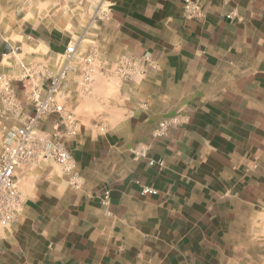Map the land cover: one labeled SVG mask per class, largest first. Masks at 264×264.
<instances>
[{
  "label": "crops",
  "instance_id": "obj_1",
  "mask_svg": "<svg viewBox=\"0 0 264 264\" xmlns=\"http://www.w3.org/2000/svg\"><path fill=\"white\" fill-rule=\"evenodd\" d=\"M183 1L101 0L77 53H93L103 78L123 57L142 60V72L81 116L65 142L70 174L28 182L34 162L16 170L21 208L0 227V264H264V0H192L193 18ZM71 40L33 49L54 59ZM12 64L0 67L13 78L10 105L0 89V151L3 129L33 112L32 82ZM74 80L66 109L84 97Z\"/></svg>",
  "mask_w": 264,
  "mask_h": 264
},
{
  "label": "built area",
  "instance_id": "obj_2",
  "mask_svg": "<svg viewBox=\"0 0 264 264\" xmlns=\"http://www.w3.org/2000/svg\"><path fill=\"white\" fill-rule=\"evenodd\" d=\"M183 9L188 18H193L201 11L200 6L192 0H184ZM60 56L62 58L53 73L38 70L41 66L35 67L23 62H17L14 66L16 76L29 78L32 82L28 98L32 102L33 112L23 117L19 126L3 129L0 151V227L9 226L20 211L21 198L15 172L21 165L40 159H52L65 173L70 174L73 169L65 142L76 134L79 123L66 110V82L72 75L79 92L84 96L89 95L98 66L93 53L79 56L76 42L67 44ZM143 63L142 60L123 57L108 72L120 79L131 80L142 72ZM35 76L39 79L34 81ZM40 78L46 80V86L40 83ZM12 81L11 75L0 73L1 95L7 105L12 103ZM51 114L57 115L58 120L52 123L49 131H45L41 128V123ZM165 126V123L160 124L157 135L163 134ZM139 155L146 158L144 151H140ZM148 164L161 167L163 162L149 159ZM141 194L154 196L157 191L149 186H142ZM107 195L108 192H104L101 201L103 205L107 203Z\"/></svg>",
  "mask_w": 264,
  "mask_h": 264
},
{
  "label": "rangeland",
  "instance_id": "obj_3",
  "mask_svg": "<svg viewBox=\"0 0 264 264\" xmlns=\"http://www.w3.org/2000/svg\"><path fill=\"white\" fill-rule=\"evenodd\" d=\"M99 4L100 0H0V52L2 44L11 45V48L4 49V53L11 54L4 57L0 67L10 66L12 63H8L11 61L14 66L16 60V62L21 61L25 64L26 62H37V65L41 66L38 69L42 71L51 70L50 67H55L56 71L62 57L54 55V59H51L52 54L44 53L40 47L34 50L33 45L48 37H69L72 38L71 43L79 41L88 32L89 26L94 25L96 9ZM84 43L80 50H83ZM29 57H31V61H28ZM51 60L54 61L52 65L49 64ZM49 70L47 72H50ZM0 73L5 72L0 70ZM93 78L91 93L80 100L75 99L66 109L74 115L80 124H84V121L80 120L84 112L93 117V111L97 110L96 97L99 93H103L105 102H107L106 100L112 96L114 85L120 80L116 76L104 77V79L103 75L97 71ZM103 129V127L99 128L101 131ZM31 166L36 169L30 174L28 182L47 171L54 173L62 171L60 165L52 159H40L32 163ZM23 185V181L19 180V189Z\"/></svg>",
  "mask_w": 264,
  "mask_h": 264
}]
</instances>
